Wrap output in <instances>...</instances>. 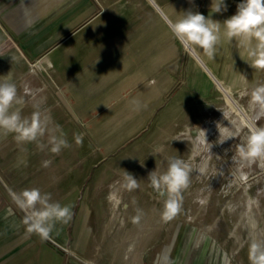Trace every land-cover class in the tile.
I'll return each instance as SVG.
<instances>
[{"label":"rangeland","instance_id":"rangeland-1","mask_svg":"<svg viewBox=\"0 0 264 264\" xmlns=\"http://www.w3.org/2000/svg\"><path fill=\"white\" fill-rule=\"evenodd\" d=\"M240 2L230 9L233 14ZM228 48L231 54L222 55L214 67L231 102L195 63L189 65L178 97L149 118L122 119L127 105L105 106L98 103L101 95L94 97L95 104L82 105L88 110L81 115L56 87L50 115L71 147L53 154L50 146L41 151L36 142L29 143L33 158L42 163L33 170H47L45 160L55 162L56 176H68L65 182L76 187L73 219L86 211L89 229L80 249L46 239L60 254V264H251L252 239H264V163L249 164L238 156L237 145L250 127L264 126V113L249 106L252 87L264 83V70L252 68L246 53L243 60L235 41ZM236 128L241 129L239 137L219 143V129L221 139H227ZM116 130L118 134H107ZM202 130L207 142L204 136L197 138L196 131ZM4 133L0 130V144L17 142L15 133ZM77 133L84 136L82 145L75 141ZM47 140L46 134L41 142L47 145ZM172 158L189 162L192 171L181 213L165 222L166 197L155 191L148 176L165 172ZM125 171L140 187L121 189L120 203H110L109 192L123 182Z\"/></svg>","mask_w":264,"mask_h":264},{"label":"crops","instance_id":"crops-1","mask_svg":"<svg viewBox=\"0 0 264 264\" xmlns=\"http://www.w3.org/2000/svg\"><path fill=\"white\" fill-rule=\"evenodd\" d=\"M237 1L225 0L227 11L213 13L212 18L223 22L234 15L230 9ZM211 3L0 0V81L8 79L20 89L24 103L17 108L24 117L31 116L33 104L41 99V109L47 107L50 113L58 87L81 115L88 110L82 105L95 104L94 97L101 95L98 103L105 106L127 105L122 119L149 118L178 97V87L183 86L189 65L195 63L230 101L214 67L222 55L231 54L230 43L222 42L215 58H209L197 46L181 45L169 27V22L189 10L207 17ZM136 111L146 115H135ZM33 152L29 143L0 144V264L61 263L54 245L27 231L24 213L13 202L10 190L39 188L51 193L53 202L70 205L74 211L76 187L65 182L68 176H56L55 162L47 170L34 171L40 162ZM79 207L82 210V204ZM87 220L84 211L67 225L58 223L50 236L80 249L88 240Z\"/></svg>","mask_w":264,"mask_h":264},{"label":"clouds","instance_id":"clouds-1","mask_svg":"<svg viewBox=\"0 0 264 264\" xmlns=\"http://www.w3.org/2000/svg\"><path fill=\"white\" fill-rule=\"evenodd\" d=\"M222 9L227 11L225 0H212L209 15L206 17L200 12L191 10L176 20L169 22V27L183 46H197L204 51L209 58H215L218 46L225 40L233 44L239 50L240 57L247 60L255 70H264V0H241L237 5L234 15L223 22L214 20L213 13H221ZM243 49V52L241 51ZM244 76V75H243ZM246 79V77L244 76ZM25 93L29 89L25 87ZM248 94V93H245ZM23 98L18 95L17 86L8 79L0 81V130L5 133H15L18 143L36 142L38 148L43 151L50 146V152L59 154L63 149L71 147L66 134L58 124H54L50 113L41 110L43 99L33 104L34 111L30 117L21 115L16 106L23 104ZM134 103H137L134 101ZM249 106L264 113V83L256 84L250 92ZM225 119L227 114L224 113ZM197 138L205 137L206 132L196 131ZM219 143L237 138L241 129L236 128L227 139H221L223 133L220 131ZM47 134V145L41 139ZM84 136L82 133L75 134L77 145H82ZM212 145L210 144V150ZM237 154L249 164L260 161L264 163V126L250 127L244 142L237 145ZM50 161L43 162L44 167L50 165ZM191 164L181 158H172L168 162L167 170L163 173L157 170L149 173L148 180L151 186L161 196L166 197L162 220L171 221L182 211V192L190 186ZM109 192L110 203L119 204V192L121 189L129 192L140 187L134 175L125 171L123 182H117ZM12 200L23 213V225L29 233H35L41 239H48L56 225L69 224L73 219V211L70 205H61L53 202L51 193L42 192L39 188H25L20 192L10 190ZM139 213V209L137 210ZM140 216L133 218L138 222ZM249 260L251 264H264V239L253 238L249 246Z\"/></svg>","mask_w":264,"mask_h":264},{"label":"built area","instance_id":"built-area-1","mask_svg":"<svg viewBox=\"0 0 264 264\" xmlns=\"http://www.w3.org/2000/svg\"><path fill=\"white\" fill-rule=\"evenodd\" d=\"M48 239H49L52 243H54V244H56V245H58V246L61 247V245H60L59 243H57L55 240H53L51 237H49Z\"/></svg>","mask_w":264,"mask_h":264}]
</instances>
